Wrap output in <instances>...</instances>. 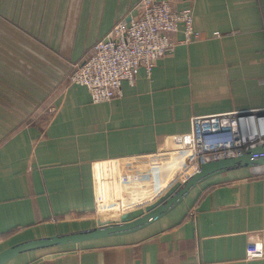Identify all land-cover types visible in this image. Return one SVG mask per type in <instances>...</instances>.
Here are the masks:
<instances>
[{
    "label": "crops",
    "instance_id": "obj_1",
    "mask_svg": "<svg viewBox=\"0 0 264 264\" xmlns=\"http://www.w3.org/2000/svg\"><path fill=\"white\" fill-rule=\"evenodd\" d=\"M138 1L0 0V250L95 225L93 161L153 151L157 135L188 130L192 115L264 107V0H168L191 7L199 38L180 41L179 26L173 50L150 73L140 65L108 100L68 82ZM103 167H95L99 220L119 216L123 199L106 197ZM263 228L264 170L242 167L204 178L135 230L2 264H264V255H244Z\"/></svg>",
    "mask_w": 264,
    "mask_h": 264
},
{
    "label": "built area",
    "instance_id": "obj_2",
    "mask_svg": "<svg viewBox=\"0 0 264 264\" xmlns=\"http://www.w3.org/2000/svg\"><path fill=\"white\" fill-rule=\"evenodd\" d=\"M134 8L136 13L118 20L67 76L68 82L86 86L94 102L121 95L122 81L133 84L140 65L150 73L154 61L173 50L177 42L173 33L179 26L183 33L180 41L189 42L200 36L193 27L191 7L175 9L168 0H139ZM261 142L264 107L192 115L188 130L157 135L153 151L91 163L94 217L97 221L94 186L95 167L99 164L104 163V176L109 181L106 197H118V193L123 197L119 204L121 216L128 209L152 201L174 181L184 180L204 161L236 155ZM244 255H264V228L246 240Z\"/></svg>",
    "mask_w": 264,
    "mask_h": 264
},
{
    "label": "water",
    "instance_id": "obj_3",
    "mask_svg": "<svg viewBox=\"0 0 264 264\" xmlns=\"http://www.w3.org/2000/svg\"><path fill=\"white\" fill-rule=\"evenodd\" d=\"M249 167L264 169V142L245 148L241 153L204 161L199 168L184 180H176L152 201L143 206L126 210L121 216L109 219H97L90 227L75 229L67 232L53 233L36 238L14 242L0 250V264L12 256L30 249L44 248L53 245L79 242L84 239L119 234L135 230L160 215L164 214L196 183L218 172ZM101 220H104L101 222Z\"/></svg>",
    "mask_w": 264,
    "mask_h": 264
},
{
    "label": "bare ground",
    "instance_id": "obj_4",
    "mask_svg": "<svg viewBox=\"0 0 264 264\" xmlns=\"http://www.w3.org/2000/svg\"><path fill=\"white\" fill-rule=\"evenodd\" d=\"M255 168H258V167H255Z\"/></svg>",
    "mask_w": 264,
    "mask_h": 264
}]
</instances>
